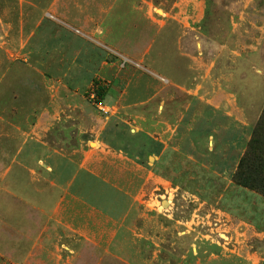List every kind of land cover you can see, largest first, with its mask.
<instances>
[{"label":"rangeland","instance_id":"obj_1","mask_svg":"<svg viewBox=\"0 0 264 264\" xmlns=\"http://www.w3.org/2000/svg\"><path fill=\"white\" fill-rule=\"evenodd\" d=\"M94 81L107 88L102 104L92 96ZM251 100L253 124L243 126ZM263 115L264 0H0V236L11 230L2 201L22 197L13 185L24 173L36 187L44 177L70 181L67 169L85 162L101 134L139 154L140 142L150 146L151 135L167 137L174 120L185 117L189 138L196 131L207 139L248 140L238 150L222 149L229 162H238ZM44 142L54 150L49 157L42 155ZM150 151L138 160L147 168L155 162ZM94 171L95 181L124 187L141 177L132 162L110 154L96 158ZM221 182L225 190L218 195L190 192L214 203L231 193L228 180ZM232 193L249 198L255 192L235 186ZM159 200L165 213L168 203ZM262 208L257 204L256 214ZM213 209L185 205L189 244L170 226L174 264H242L202 237L216 228ZM0 264L14 263L0 255Z\"/></svg>","mask_w":264,"mask_h":264},{"label":"crops","instance_id":"obj_2","mask_svg":"<svg viewBox=\"0 0 264 264\" xmlns=\"http://www.w3.org/2000/svg\"><path fill=\"white\" fill-rule=\"evenodd\" d=\"M174 89L188 91L180 85ZM246 109L248 116L240 121L243 126L253 124L250 113L255 110L254 100L246 104ZM184 118L174 120L167 137L151 135L150 146L140 142L139 154L134 155L101 134L96 139L97 147L85 151V162L67 169L74 174L70 181L61 178L53 183L44 177L38 179L36 187L35 179L24 173L22 182L13 185L22 197L2 201L7 206L6 220L11 230L0 236V255L14 264H174L175 236L171 228L179 230L184 243H190L185 205L196 201L213 206L219 215L215 230H207L203 238L242 264H264V208L255 212L257 204L264 205V198L255 193L249 198L232 193V188L239 187L231 180L239 161L229 162L222 151L230 144L238 150L248 140L243 141L240 135L229 140L211 135L207 139L199 132L195 135L196 131L189 138L190 128ZM44 144L42 155L49 157L54 150ZM147 147L155 158L151 168L138 162ZM102 154L132 162L141 173L139 183L124 187L110 180L95 181L94 162ZM223 179L228 180L226 190L230 188L231 193L225 192L214 203L190 192L211 190L218 195ZM7 183L11 187L10 180ZM160 197L168 203L165 213H159ZM150 210L157 213H145ZM242 210L245 214L239 213ZM160 254L165 260L160 261Z\"/></svg>","mask_w":264,"mask_h":264},{"label":"trees","instance_id":"obj_3","mask_svg":"<svg viewBox=\"0 0 264 264\" xmlns=\"http://www.w3.org/2000/svg\"><path fill=\"white\" fill-rule=\"evenodd\" d=\"M93 92L101 103L104 99L107 88L99 82L94 81ZM264 115L259 125L253 131L251 141L247 146L244 156L240 159L237 170L234 173L233 182L244 189L259 193L264 198ZM261 135L263 139H261Z\"/></svg>","mask_w":264,"mask_h":264},{"label":"built area","instance_id":"obj_4","mask_svg":"<svg viewBox=\"0 0 264 264\" xmlns=\"http://www.w3.org/2000/svg\"><path fill=\"white\" fill-rule=\"evenodd\" d=\"M92 96L95 97V94L92 93ZM100 104H102V103H100ZM99 108H100V110H102L106 114L109 113V109L107 107H104V106L100 105Z\"/></svg>","mask_w":264,"mask_h":264}]
</instances>
